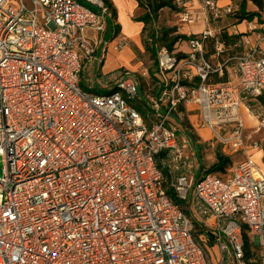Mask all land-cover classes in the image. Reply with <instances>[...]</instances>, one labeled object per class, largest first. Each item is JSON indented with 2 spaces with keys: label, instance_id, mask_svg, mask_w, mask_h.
<instances>
[{
  "label": "built area",
  "instance_id": "built-area-1",
  "mask_svg": "<svg viewBox=\"0 0 264 264\" xmlns=\"http://www.w3.org/2000/svg\"><path fill=\"white\" fill-rule=\"evenodd\" d=\"M175 3L179 24L195 21L191 0ZM198 5L207 27L187 53L158 47L157 88L116 71L98 95L80 82L96 46L88 31L107 30L102 0H0V264H264V173L241 113L264 96V35L211 27L235 18V4ZM222 33L240 37L237 85L210 80L223 66L207 58L208 39L216 58ZM187 113L244 158L196 176Z\"/></svg>",
  "mask_w": 264,
  "mask_h": 264
},
{
  "label": "crops",
  "instance_id": "crops-1",
  "mask_svg": "<svg viewBox=\"0 0 264 264\" xmlns=\"http://www.w3.org/2000/svg\"><path fill=\"white\" fill-rule=\"evenodd\" d=\"M202 0H191V12L194 14L197 13L198 18L197 20L193 21L192 25L189 24H179L175 14H173L176 18V22L174 26L177 27V34L185 35V36H192L202 32L206 27L207 24L204 20V15L199 11V3ZM219 6H226L229 4H235L238 6L239 11L242 8L245 12H258V15H255L253 18L244 19L241 22L235 20L234 17L226 18L219 23H211V27L216 28L220 23H224L225 25L221 26H237L239 30L243 33L247 32V25L251 23L253 27L256 28L253 32L249 33L251 40L256 41L258 34L264 35V8L260 11V9L251 1V0H215ZM112 7L115 11V18L112 19L111 26L108 25L107 30L102 34H96L94 31L89 30L88 35L89 37L96 42V46H94V53L93 57L90 60H84L83 62V72L82 76L86 78V80L90 83H93L95 78L101 77L97 80L100 82L104 77H108L113 72L118 71L117 68L113 67L117 65V62L120 61L118 59H112L106 64V53L110 48L114 49V45L120 40H126L128 45L122 52H118L122 57L125 56H132L135 57V53L133 51L132 46L138 47L139 50H142V37H143V28L144 24L140 21H137V17L141 14V9L137 0H110ZM163 13V14H162ZM169 9H163L159 13V18H161V14L169 15ZM169 19V18H168ZM171 19V18H170ZM118 29V30H116ZM188 40V39H187ZM187 40H180L175 44L174 51L177 53H187L189 51V46ZM132 45V46H131ZM264 49V44H262ZM115 50V49H114ZM100 51V54L97 55L96 53ZM126 59V57H125ZM131 60V59H130ZM106 64V65H105ZM108 66V67H107ZM120 67V66H115ZM112 68V69H111ZM111 69V70H110ZM113 70V71H112ZM227 73V81L232 82L233 85L238 84V73L236 69V62L230 63L227 65L225 69ZM263 97V96H262ZM249 106L251 109H249ZM241 113L245 124V134H246V142L249 145V154L252 159L256 162L258 167L264 173V129L259 128V117L258 114L264 113V103L260 98L253 99L251 101H245L241 107ZM208 135H206V140L204 141L205 149H206V165L208 162L211 161V164H214L217 161V150L220 149V146L216 145L215 147H211L215 144L211 140V133L206 129ZM198 133V131H197ZM193 139L199 137V134L194 137L192 134ZM203 141V140H201ZM212 141V142H210ZM210 142L211 145L208 143ZM253 145H256L253 147ZM223 153V152H222ZM224 154V153H223ZM225 155V154H224ZM234 155H238L240 159L235 162L234 165H231L232 168L244 158V154L242 151L231 152V154L225 155L227 157H231ZM232 161V160H231ZM201 164V163H200ZM230 166L226 169H231ZM217 173H225V172H217Z\"/></svg>",
  "mask_w": 264,
  "mask_h": 264
},
{
  "label": "trees",
  "instance_id": "trees-1",
  "mask_svg": "<svg viewBox=\"0 0 264 264\" xmlns=\"http://www.w3.org/2000/svg\"><path fill=\"white\" fill-rule=\"evenodd\" d=\"M84 1V0H79ZM105 4V6L108 8L110 12L109 19V25L111 26L112 19L115 17V11L112 7V4L110 3V0H102ZM141 9V14L137 17V21H140L144 24L143 28V36L146 32H148V35L146 37V40L148 43L152 44V54L155 59V66L157 68L158 65V51L155 49V47H167L170 51H174L175 44L179 42L180 40H187L189 37L185 35L177 34V27H171L166 28L162 31V33H159L156 31L155 27L153 26L155 22L159 18V13L163 9H169L170 12L173 14H176L181 11V8L178 7V5L175 3V0H137ZM259 9L260 11L264 8V0H251ZM258 12H245L242 8L237 13L235 20L238 22H241L244 19H250L253 18L255 15H258ZM111 21V22H110ZM239 36H229L226 33L221 34V40L224 42L225 48L224 51L221 52L216 58H212V56L215 54V47H214V40L212 38L208 39V47L206 50V56L208 59H215L212 61L214 64V67H218V64H221L223 66V74L220 75L219 72H215L210 79L212 82H226L227 81V73L225 71L226 67L230 63H237L236 57L240 55L242 49L240 46H238ZM160 44V45H159ZM154 75V74H153ZM260 100L264 103V96L260 97ZM217 161L209 167L206 172H226V169L231 165L232 161L230 157L225 156L220 149L217 150ZM245 241L247 243V246L249 245V237L247 236V233H244Z\"/></svg>",
  "mask_w": 264,
  "mask_h": 264
},
{
  "label": "rangeland",
  "instance_id": "rangeland-1",
  "mask_svg": "<svg viewBox=\"0 0 264 264\" xmlns=\"http://www.w3.org/2000/svg\"><path fill=\"white\" fill-rule=\"evenodd\" d=\"M162 14H161V18H158V20L153 25L155 27L156 31L159 33V35L166 28L176 27V26H174V24L176 22V18L172 12H170L169 15H163L162 16ZM194 17H195V20H197V18H198L197 13L194 15ZM220 24L225 25L226 21L224 23L222 22ZM189 25H192V24H189ZM116 30H118V29H116ZM202 32H200V33H202ZM147 35H148V32H146L144 34V36L142 37V45H141L142 50H139L138 47L131 45L133 48V51L135 53V57H132L131 55L128 57V56H126V54L124 57H122L116 50H114L112 48H110L108 50V52L106 53V64L109 61H111L112 59L120 58V61L117 62V65L120 67H115V66H117V65H115L113 67V69L117 68L118 71L129 72L131 75H134V77H136L138 80V83L140 85L142 92H146L152 88H157L156 81H155L154 76H153L155 69H156L155 59H154V56H153L152 51H151V48L153 45L148 43V41L146 40ZM155 49L157 50V46L155 47ZM96 54L99 55L100 51H98ZM125 57H126V59H125ZM213 60H214V62H216L215 59H213ZM111 75L112 74L108 75V77L105 76L104 80H107V78H109ZM99 78H101V77L95 78L93 83H90L86 80L85 77H83L81 75L80 85H81L82 89L89 91V92H93V93L98 94V95L108 94L114 90V88H115L114 82L101 84V83L97 82V80ZM143 101H144V103L147 104L146 100H143ZM137 105L141 108V105L139 103H137ZM187 115H190L189 116L190 119L188 117H186L187 118L186 119V122H187L186 125L191 126V122H192L194 124V127L197 129L196 132L193 134L194 137L199 134V137H201V140H203L202 143H197L196 139H198V137L193 139V136L190 135V137L193 139V147H194L193 150L195 151L196 157H197V161L195 162L196 163L195 173H196V176H200L202 174V172L206 171L209 167H211L213 165V164H211V161L208 162V164L206 165V149H205L204 141L206 140V135H208V132H206L205 128H199L198 119L195 115H191V113H187L186 116ZM172 117H175V114H173ZM197 131H198V133H197ZM212 141H210V142H212ZM210 142H208V143L211 145ZM216 145L217 144L215 143L211 147L216 148ZM239 159H240V157L238 155L232 156L231 157L232 165H234L235 162L238 161ZM199 162L201 163L200 165H199ZM230 168H232V166H230ZM219 174L223 176L224 173H219ZM182 204L187 206L186 201H182ZM186 213L188 215L191 214V212L188 209H186ZM207 247H208L211 255L213 256V258H216L219 251H218L217 247H214L213 241L209 242Z\"/></svg>",
  "mask_w": 264,
  "mask_h": 264
},
{
  "label": "water",
  "instance_id": "water-1",
  "mask_svg": "<svg viewBox=\"0 0 264 264\" xmlns=\"http://www.w3.org/2000/svg\"><path fill=\"white\" fill-rule=\"evenodd\" d=\"M1 166V165H0ZM2 174V172L0 171V175Z\"/></svg>",
  "mask_w": 264,
  "mask_h": 264
}]
</instances>
